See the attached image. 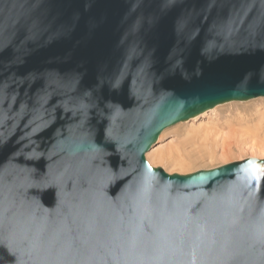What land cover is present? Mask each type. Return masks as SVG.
<instances>
[{
    "label": "water",
    "instance_id": "obj_1",
    "mask_svg": "<svg viewBox=\"0 0 264 264\" xmlns=\"http://www.w3.org/2000/svg\"><path fill=\"white\" fill-rule=\"evenodd\" d=\"M259 98L264 0H0V264H264V160H145Z\"/></svg>",
    "mask_w": 264,
    "mask_h": 264
},
{
    "label": "rangeland",
    "instance_id": "obj_2",
    "mask_svg": "<svg viewBox=\"0 0 264 264\" xmlns=\"http://www.w3.org/2000/svg\"><path fill=\"white\" fill-rule=\"evenodd\" d=\"M213 110L215 111L206 112L207 115L200 117L196 123L190 120L165 129L159 135L157 144L145 154L146 162L153 168H161L167 174L186 175L247 158L264 160V134L259 139L252 137L243 144L232 140L229 146L231 151L227 156L222 154L219 146L216 147L211 142L207 143L208 147L202 146L206 144V139L202 136L204 128L232 121L237 114L261 113L264 111V98L228 103ZM227 132V129H220L217 134L223 136ZM254 141L259 144L257 147H251ZM160 150L162 153L154 155Z\"/></svg>",
    "mask_w": 264,
    "mask_h": 264
},
{
    "label": "bare ground",
    "instance_id": "obj_3",
    "mask_svg": "<svg viewBox=\"0 0 264 264\" xmlns=\"http://www.w3.org/2000/svg\"><path fill=\"white\" fill-rule=\"evenodd\" d=\"M213 109L210 111H215ZM205 113H202L199 116H196L190 119L191 122L196 123L200 117L202 118L204 115H207ZM220 129H227L228 132L224 134L223 136L222 135L218 136L217 132H219ZM202 133H203L202 134L203 138L206 139V144L202 146L205 147L207 146V143L211 142L213 145H216V147L219 146L221 150L223 151L222 154L224 156H227L230 154V151H231V148L229 146L232 140L243 144V143H246L245 141L250 140L252 137L258 138L259 136L264 134V111L261 113L258 112L256 113V115L255 114H243V115L237 114L232 121L227 120L222 125L214 124L211 127H206L204 128ZM187 145H190V144H187ZM258 145L259 144L257 143V141H254L251 147H257ZM160 153H162L161 150L155 152L154 155H157Z\"/></svg>",
    "mask_w": 264,
    "mask_h": 264
}]
</instances>
